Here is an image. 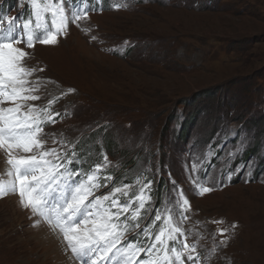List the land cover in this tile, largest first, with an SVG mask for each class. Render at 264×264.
Returning <instances> with one entry per match:
<instances>
[{"label":"rangeland","instance_id":"rangeland-1","mask_svg":"<svg viewBox=\"0 0 264 264\" xmlns=\"http://www.w3.org/2000/svg\"><path fill=\"white\" fill-rule=\"evenodd\" d=\"M101 1L87 18L70 21L56 44L17 45L28 54L23 65L34 70L28 79L39 97L26 105L44 110L59 98L47 111L60 116L43 125V150L75 152L72 171L102 166L90 200L128 185L127 196L116 194L126 203L150 180L139 217H150L158 198L154 213L163 221L172 209L173 223L200 245V264H264V128L253 126L264 120V0ZM192 113L189 135L175 146ZM95 130L103 145L90 164L81 140ZM104 133L114 143L110 152ZM6 161L0 149L5 181ZM160 180L167 189L157 196ZM196 182L212 191L198 194ZM180 189L190 205L186 219L163 201ZM71 255L59 230L22 208L18 193L0 198V264H79ZM184 264L195 261L185 256Z\"/></svg>","mask_w":264,"mask_h":264},{"label":"snow or ice","instance_id":"snow-or-ice-1","mask_svg":"<svg viewBox=\"0 0 264 264\" xmlns=\"http://www.w3.org/2000/svg\"><path fill=\"white\" fill-rule=\"evenodd\" d=\"M29 3L32 17L22 23L17 17L0 16V149L7 153V175L11 178L7 181L0 179V198L18 193L21 207L30 210L34 216L43 217L52 229H58L67 249L81 264H184L185 256L188 261L200 264L197 245L187 243L184 230L172 221L170 208L165 209L166 215L154 240L150 228L162 220L159 210L153 223L143 229L145 238L151 241L150 246L140 247L136 240L123 242L129 231V220H137L150 200V195L145 194V189H151L150 180L134 199L126 203H121L116 194L127 196L128 185L90 200L93 192L101 187L98 173L102 166L95 165L88 174L72 171L75 152L69 158L57 148L43 150L44 143L40 139L43 125L54 124L56 117L60 116V113L47 115V111L59 98L50 100L48 109L44 110L26 105L27 101L39 97L33 95L37 89L30 86L28 79L34 70L23 65L28 54L17 45L24 43L27 48H33L36 41L54 45L70 21L78 22L81 14L87 18L92 9L76 8L66 12L67 0H29ZM6 104L11 106L6 107ZM25 106L27 111H22ZM54 143L62 145L65 142ZM14 152L34 154L14 155ZM104 161L106 167V156ZM105 179L111 180L112 177ZM172 183L175 185L174 181ZM194 186L200 195L212 191L198 182ZM133 203L139 206L131 211L130 217L125 216ZM189 206L183 190H178L175 207L182 219H186L184 213ZM40 223L37 219L33 226ZM136 227L139 228L138 223ZM224 231L221 230V234ZM141 254L145 257L142 260L138 259Z\"/></svg>","mask_w":264,"mask_h":264},{"label":"trees","instance_id":"trees-1","mask_svg":"<svg viewBox=\"0 0 264 264\" xmlns=\"http://www.w3.org/2000/svg\"><path fill=\"white\" fill-rule=\"evenodd\" d=\"M182 103L187 105V102L185 100L182 101ZM221 112L223 114H225L226 111L223 109ZM195 120H196V116H195V114L192 113V115L189 118H187V120L182 124V127L180 128V130L178 131V133H177V135L175 137V141H176L175 146L179 145V143H184L185 139L189 135L188 132H190L191 126L194 124ZM253 126L256 127V128L257 127L264 128V120L256 121L255 124H253ZM98 133H99V130H95V131L91 132L90 135H88L87 137L82 138L81 142H87V145L84 146V149L86 150L85 153H87V150H89V152L97 153L98 144L96 143L97 142L96 135ZM104 135L107 137V138L105 137V147L110 152V150L114 148V143H112V140L107 136V134L104 133ZM182 147H183V145H182ZM251 148H253V147L250 146V149ZM116 151H118L119 154L123 153V156H126V152L125 151L124 152L122 150L119 151L118 149ZM93 156L97 157V154L93 155ZM87 157H91V154L88 153ZM159 184L161 186L157 185V189H156L157 193H159V191L161 190L163 185H164L163 188L167 189V185L163 184L161 182V180L159 181Z\"/></svg>","mask_w":264,"mask_h":264},{"label":"bare ground","instance_id":"bare-ground-1","mask_svg":"<svg viewBox=\"0 0 264 264\" xmlns=\"http://www.w3.org/2000/svg\"><path fill=\"white\" fill-rule=\"evenodd\" d=\"M44 230H45V229H44ZM40 233H41L42 235H43V233H44L45 236H46V234H47L46 231H43V230H42V228H40ZM55 233H56V232H55ZM53 234H54V233H53ZM53 234H52V235H53ZM54 235H55V234H54ZM47 236H48V239H50V238L52 237V236H49V235H47Z\"/></svg>","mask_w":264,"mask_h":264}]
</instances>
